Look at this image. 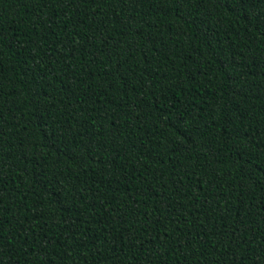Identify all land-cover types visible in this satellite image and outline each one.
<instances>
[{
    "label": "trees",
    "instance_id": "trees-1",
    "mask_svg": "<svg viewBox=\"0 0 264 264\" xmlns=\"http://www.w3.org/2000/svg\"><path fill=\"white\" fill-rule=\"evenodd\" d=\"M0 264H264V0H0Z\"/></svg>",
    "mask_w": 264,
    "mask_h": 264
}]
</instances>
